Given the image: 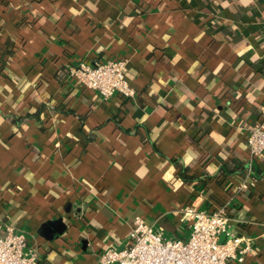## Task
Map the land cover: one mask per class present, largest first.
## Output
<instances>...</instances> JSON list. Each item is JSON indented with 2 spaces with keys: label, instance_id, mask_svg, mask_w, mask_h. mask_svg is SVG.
Masks as SVG:
<instances>
[{
  "label": "crops",
  "instance_id": "0c3cea01",
  "mask_svg": "<svg viewBox=\"0 0 264 264\" xmlns=\"http://www.w3.org/2000/svg\"><path fill=\"white\" fill-rule=\"evenodd\" d=\"M109 58L132 98L68 76ZM262 121L264 0H0V223L39 264H97L135 216L186 239L190 205L224 206L254 247L234 264H264Z\"/></svg>",
  "mask_w": 264,
  "mask_h": 264
},
{
  "label": "built area",
  "instance_id": "2783aa9c",
  "mask_svg": "<svg viewBox=\"0 0 264 264\" xmlns=\"http://www.w3.org/2000/svg\"><path fill=\"white\" fill-rule=\"evenodd\" d=\"M127 69V60L123 58L92 63L82 60L68 67V76L74 85L91 89L104 99L115 94L132 98L135 90L127 79ZM246 146L252 157L264 153L263 121L248 128ZM246 187L245 182H240V189ZM182 212L189 221L186 239L167 237L161 226L155 227L143 217L135 216L125 245L103 249L97 264H234L242 263L246 253L253 251L250 238L228 228L229 216L224 206L208 210L190 205ZM39 261L25 231L0 223V264H39Z\"/></svg>",
  "mask_w": 264,
  "mask_h": 264
},
{
  "label": "trees",
  "instance_id": "16d2710c",
  "mask_svg": "<svg viewBox=\"0 0 264 264\" xmlns=\"http://www.w3.org/2000/svg\"><path fill=\"white\" fill-rule=\"evenodd\" d=\"M240 169H243V166H240L239 167ZM221 169L225 172V173H227V174H230L231 172H233L234 171V169H229L227 166H221ZM186 169L183 167L182 169H179V171H178V174H179V176L182 178V179H184V180H192V176H189V175H187V173H186Z\"/></svg>",
  "mask_w": 264,
  "mask_h": 264
}]
</instances>
